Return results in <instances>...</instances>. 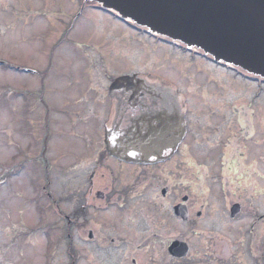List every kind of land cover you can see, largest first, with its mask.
<instances>
[{"label":"flooded vegetation","instance_id":"1","mask_svg":"<svg viewBox=\"0 0 264 264\" xmlns=\"http://www.w3.org/2000/svg\"><path fill=\"white\" fill-rule=\"evenodd\" d=\"M56 1L74 24L78 16ZM12 10L0 19V32L25 29L34 15L28 8L23 20ZM104 59L100 53V68ZM97 67L88 56L104 116L93 128L71 122L66 132L54 125L60 122L39 121L35 77L33 85L1 80L6 71L32 77L37 66L0 56V264H238L246 253L261 264L264 193L244 178L256 172V160L238 149L250 119L217 122L229 134L202 150L198 141H210V125L185 119L177 90L139 72H123L134 78L111 90L97 81ZM60 134L66 141L54 140ZM55 149L65 163L51 156ZM245 214L249 223L238 225Z\"/></svg>","mask_w":264,"mask_h":264},{"label":"rangeland","instance_id":"2","mask_svg":"<svg viewBox=\"0 0 264 264\" xmlns=\"http://www.w3.org/2000/svg\"><path fill=\"white\" fill-rule=\"evenodd\" d=\"M59 1L69 12L78 16L72 26L63 19L60 12L56 11L59 7L56 0H0L2 20L8 18L14 7L21 10V15H25L28 8L29 11L34 12L25 29L21 24L1 30L0 56L14 64L29 68L35 65L38 71L33 68L36 74L32 77L23 70L20 74L6 71L2 73L1 77L4 79L1 80L8 79L12 83L17 80L23 85L25 82L33 85L36 78L39 121L45 112L50 119L62 121L54 125L63 124L67 132L71 129L70 122L87 121L84 116L89 113V108L93 111L95 107L97 116H104L105 107L95 104L94 89L91 88L90 78L84 71L88 56L97 67L101 53L106 61L104 68H100V65L97 67V77L101 83H105L109 77L123 75L121 74L123 72H139L150 74L152 78L149 79L158 80L177 90L184 100L185 119L202 124L208 122L210 125V134H212L210 141L206 138L198 141L199 146L203 145L202 150L207 148L206 144L214 143L217 138L222 139L229 134L228 130L231 128L221 127L218 125L221 123L217 122L228 124L249 118L251 131L247 133V139L238 142V149H241V152L249 157L248 159L252 156L251 160H256L253 161L255 166L252 165V168H255L257 173L253 171L246 173L244 178L264 193V81L223 67L199 54L195 53L191 56L190 53L193 52L169 42L167 44L153 42L150 36L145 35L147 38L137 36L134 30L100 11L89 10L86 7L79 11L78 6L82 4V0ZM47 14H53V17L50 16L47 20ZM26 18L27 15L23 20ZM16 42H18L17 47L7 53L5 48ZM76 42H80L78 44L80 47L74 46ZM97 45H99L98 50ZM145 63L146 68L143 69L142 65ZM46 69L48 72L45 73ZM233 108L239 111L235 112ZM244 112L247 114L244 115ZM89 122H91L89 128H93V122L98 120L92 117ZM73 139L67 140L69 144ZM62 155L64 154L57 153L56 149L51 152V156L60 164L65 163L61 159ZM245 163L248 161L246 160ZM245 200L247 203V198ZM198 203L196 202V206L200 204ZM260 209L264 211L262 205ZM248 214L241 218L238 225L244 226L249 223ZM212 223L219 225L218 222ZM261 229V237L264 240V226ZM197 230L211 231L210 228ZM256 240L262 241L258 237ZM254 243L258 249L260 245ZM261 251L264 255V244L261 245ZM258 256L259 254L255 257L256 260ZM255 262L248 253L238 259V264Z\"/></svg>","mask_w":264,"mask_h":264},{"label":"water","instance_id":"3","mask_svg":"<svg viewBox=\"0 0 264 264\" xmlns=\"http://www.w3.org/2000/svg\"><path fill=\"white\" fill-rule=\"evenodd\" d=\"M94 1L153 33L201 49L217 62L198 49L196 54L223 67L230 68L219 62L236 66L231 69L245 76L264 78V0ZM183 44L176 46L188 50Z\"/></svg>","mask_w":264,"mask_h":264}]
</instances>
